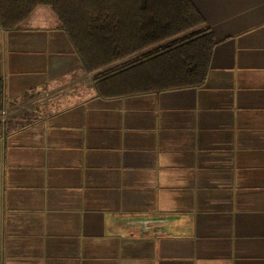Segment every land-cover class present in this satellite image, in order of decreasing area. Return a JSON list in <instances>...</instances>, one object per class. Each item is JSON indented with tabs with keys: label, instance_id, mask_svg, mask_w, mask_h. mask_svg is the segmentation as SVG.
I'll list each match as a JSON object with an SVG mask.
<instances>
[{
	"label": "crops",
	"instance_id": "crops-1",
	"mask_svg": "<svg viewBox=\"0 0 264 264\" xmlns=\"http://www.w3.org/2000/svg\"><path fill=\"white\" fill-rule=\"evenodd\" d=\"M190 2L205 81L158 93L108 95L43 8L0 28V264H264V0Z\"/></svg>",
	"mask_w": 264,
	"mask_h": 264
},
{
	"label": "trees",
	"instance_id": "trees-1",
	"mask_svg": "<svg viewBox=\"0 0 264 264\" xmlns=\"http://www.w3.org/2000/svg\"><path fill=\"white\" fill-rule=\"evenodd\" d=\"M37 8L51 10L84 69L97 73L108 95L205 81L214 39L190 0H0V28H22ZM2 100L0 79V115Z\"/></svg>",
	"mask_w": 264,
	"mask_h": 264
},
{
	"label": "built area",
	"instance_id": "built-area-1",
	"mask_svg": "<svg viewBox=\"0 0 264 264\" xmlns=\"http://www.w3.org/2000/svg\"><path fill=\"white\" fill-rule=\"evenodd\" d=\"M164 222V220L138 219L130 220L127 224L141 233H148L155 225H162Z\"/></svg>",
	"mask_w": 264,
	"mask_h": 264
},
{
	"label": "rangeland",
	"instance_id": "rangeland-1",
	"mask_svg": "<svg viewBox=\"0 0 264 264\" xmlns=\"http://www.w3.org/2000/svg\"><path fill=\"white\" fill-rule=\"evenodd\" d=\"M43 9L45 10L44 12H46V14L53 15L51 10H49L47 8H43ZM4 117L6 118L7 115H5ZM4 117H3V115H0V122H3V120L5 119Z\"/></svg>",
	"mask_w": 264,
	"mask_h": 264
}]
</instances>
